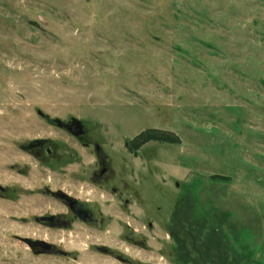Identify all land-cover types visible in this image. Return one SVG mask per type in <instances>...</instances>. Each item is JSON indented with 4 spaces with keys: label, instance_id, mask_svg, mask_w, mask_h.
<instances>
[{
    "label": "rangeland",
    "instance_id": "obj_1",
    "mask_svg": "<svg viewBox=\"0 0 264 264\" xmlns=\"http://www.w3.org/2000/svg\"><path fill=\"white\" fill-rule=\"evenodd\" d=\"M56 119L79 120L131 204L158 210L143 264H264V0H0V264H112L85 237L58 244L68 257L23 239L58 238L34 220L44 186L96 194L77 181L92 147ZM152 128L180 143L131 153ZM37 139L54 159L22 149Z\"/></svg>",
    "mask_w": 264,
    "mask_h": 264
},
{
    "label": "flooded vegetation",
    "instance_id": "obj_2",
    "mask_svg": "<svg viewBox=\"0 0 264 264\" xmlns=\"http://www.w3.org/2000/svg\"><path fill=\"white\" fill-rule=\"evenodd\" d=\"M46 120L49 121V118L46 117ZM53 124L78 140L83 149L92 147L94 159L90 163L91 171L83 173V178L77 181L84 182L86 187L92 186L91 191L96 194L88 190L81 192L77 190L75 193L65 189L62 184H58L56 188L44 186L40 192L54 200V203L46 206L45 213L36 216L34 220L41 228L50 230L51 234H55L58 238L53 240L42 236L23 239L28 240L25 241L28 245H33L35 242L42 243L35 245V252L68 257L70 253L63 247L59 248L58 244L69 241L68 235H73L77 239L85 237L92 244L95 254L111 258L112 264H132V262L143 264L139 252L146 248L149 235L158 225L155 219L156 214H159L158 210H144L139 204L135 206L131 204V199L125 195L128 185L123 173L117 180L112 178L115 167H112L109 156L99 143H89L88 133L82 124L75 119L62 125H58L53 120ZM50 145L51 143L46 140L37 139L24 145L22 149L44 161L56 157V152ZM132 192L134 199L139 200L138 191L132 189ZM104 193H111L113 197L106 198ZM168 221L163 226L167 231L166 239L172 241V244L175 242L176 245L185 247V240L178 236L177 227L173 224L170 226ZM163 223L164 221L162 225ZM79 242L83 241L79 240ZM173 251L179 254V250L174 248ZM173 255L171 258V254L168 253L165 257L170 264H175L174 258L177 259L178 264H183L179 262L180 257L177 254Z\"/></svg>",
    "mask_w": 264,
    "mask_h": 264
},
{
    "label": "trees",
    "instance_id": "obj_3",
    "mask_svg": "<svg viewBox=\"0 0 264 264\" xmlns=\"http://www.w3.org/2000/svg\"><path fill=\"white\" fill-rule=\"evenodd\" d=\"M150 142L180 143V139L173 133L164 132L158 129H147L128 142L127 149L135 153L143 146ZM213 179L228 180L229 178L222 175H213ZM183 227V226H182Z\"/></svg>",
    "mask_w": 264,
    "mask_h": 264
},
{
    "label": "water",
    "instance_id": "obj_4",
    "mask_svg": "<svg viewBox=\"0 0 264 264\" xmlns=\"http://www.w3.org/2000/svg\"><path fill=\"white\" fill-rule=\"evenodd\" d=\"M39 114H41V115H43V113L42 112H39ZM76 120V119H75ZM77 122H79L80 124H82L79 120H76ZM55 122L58 124V125H62V121L61 120H59V119H56L55 120ZM24 241H26V242H28V240H24ZM36 244H42L41 242L40 243H38V242H35L33 245L32 244H29V246L31 247V249L35 252V245ZM36 253H38V254H41V253H43V252H36Z\"/></svg>",
    "mask_w": 264,
    "mask_h": 264
}]
</instances>
